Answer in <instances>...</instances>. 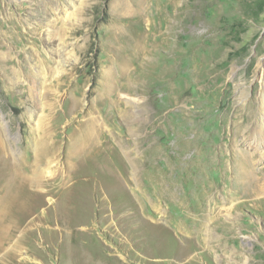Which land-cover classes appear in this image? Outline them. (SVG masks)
<instances>
[{"label": "rangeland", "instance_id": "rangeland-1", "mask_svg": "<svg viewBox=\"0 0 264 264\" xmlns=\"http://www.w3.org/2000/svg\"><path fill=\"white\" fill-rule=\"evenodd\" d=\"M262 126L264 0H0V264H264Z\"/></svg>", "mask_w": 264, "mask_h": 264}, {"label": "bare ground", "instance_id": "bare-ground-1", "mask_svg": "<svg viewBox=\"0 0 264 264\" xmlns=\"http://www.w3.org/2000/svg\"><path fill=\"white\" fill-rule=\"evenodd\" d=\"M123 6V5H122ZM121 5H120V7H122ZM124 8V7H123ZM122 10H124V9H122ZM142 44H141V41H140V37H139V41H138V43H137V48H139L140 46H141ZM136 46V45H135ZM138 49H136V51H137ZM139 56H141V55H139ZM138 56V57H139ZM142 57V56H141ZM144 57V56H143ZM139 59V58H138ZM137 60V59H136ZM139 61V60H138ZM137 63V62H136ZM140 63H141V61H140ZM139 63V64H140ZM138 64V65H139ZM121 64H118L117 66H120ZM141 65V64H140ZM262 65H263V63L262 62H260V64H259V66H258V72H261V70H262ZM125 66V65H124ZM122 67V66H121ZM119 69H121L120 67H119ZM124 69H125V67H124ZM119 71H122V70H119ZM118 73V72H117ZM124 73V72H123ZM123 73H121V74H123ZM119 74V73H118ZM120 74V75H121ZM128 74V73H127ZM114 75H116V74H114ZM125 75H126V73H125ZM113 76V75H112ZM122 76V75H121ZM127 76V75H126ZM111 77V76H110ZM114 77V76H113ZM119 77V76H118ZM116 78V77H115ZM120 78V77H119ZM127 78V77H126ZM116 80V79H115ZM110 82V81H109ZM111 82H112V80H111ZM119 83V82H118ZM113 84H115V83H113ZM117 84V83H116ZM119 85V84H118ZM109 86V85H108ZM120 86V85H119ZM123 86V85H122ZM110 87H111V85H110ZM115 87V86H114ZM111 89V88H110ZM125 89V88H124ZM118 90V89H117ZM107 92V91H106ZM110 93H113V92H110ZM114 94V93H113ZM108 100V99H107ZM126 103H129V102H126ZM197 119V118H196ZM98 121V120H97ZM96 121V119L95 120H93V122L91 123V125L88 127V129H87V131H84L85 133H84V135H85V137H86V134L88 133L89 135H90V133H91V131H92V129H94L95 127H96V129L98 128V131H99V127H102V125L100 126V124L98 123ZM263 121V120H262ZM201 122V121H200ZM196 123H197V120H196ZM199 123V122H198ZM197 123V124H198ZM260 123V122H259ZM190 124V123H189ZM192 124L193 125H195L196 126V124H195V122H192ZM262 124V123H261ZM200 125V124H199ZM191 126V125H190ZM200 126H202V125H200ZM192 128H193V126H191ZM197 127V126H196ZM263 127V126H262ZM261 127V128H262ZM264 128V127H263ZM191 129V128H190ZM195 129V128H194ZM262 130V129H261ZM110 132V131H109ZM185 132V131H184ZM187 132H189L188 131V129H186V133ZM261 132H263L264 133V129L261 131ZM92 133H93V131H92ZM96 133H98L97 131H96ZM103 133V132H102ZM82 134V133H81ZM87 134V138H88V135ZM92 135V134H91ZM95 136V135H94ZM93 136V137H94ZM103 136V135H102ZM104 137V136H103ZM102 137V138H103ZM108 137V136H107ZM107 137H105V141L107 142V143H111V142H108V140H107ZM86 138V139H87ZM89 138H91V136L89 137ZM196 138V137H195ZM85 139V140H86ZM99 139H101V137L99 138ZM197 139V138H196ZM95 140V139H94ZM89 141H90V139H89ZM96 141H98V139H96ZM96 141H95V143H96ZM100 141V140H99ZM102 141V140H101ZM105 142V143H106ZM195 142V141H194ZM197 142V141H196ZM86 143V142H85ZM92 143V142H91ZM98 143V142H97ZM191 143V142H190ZM254 143V145H255V147H259V145L260 144H262L261 142H258V141H254L253 142ZM81 144H82V142H81ZM84 144V143H83ZM187 144H189V143H187ZM92 145H93V143H92ZM102 145V144H101ZM210 145V144H209ZM79 146H80V144H79ZM98 146V145H97ZM105 146V145H104ZM109 147H110V145H108ZM208 145H204V144H202L201 145V150H204V151H207V149H209L208 147H207ZM85 147V146H84ZM94 147H96V145L94 146ZM108 147V148H109ZM76 148L77 149H79L77 146H76ZM75 148V149H76ZM107 148V147H106ZM105 148V150H107L108 151V155L109 154H112V153H110L109 152V150L108 149H106ZM197 148V147H196ZM84 149V148H83ZM99 149V148H98ZM74 150V149H73ZM81 150V149H80ZM91 150V149H90ZM95 150H97V149H95ZM198 150V149H197ZM200 150V149H199ZM4 151V144H3V140H2V138H1V135H0V154L2 153ZM75 151H77V150H74V151H72L73 153L75 152ZM94 151V150H93ZM99 151H100V149H99ZM95 152V151H94ZM100 152H102V151H100ZM99 152V153H100ZM243 152V151H242ZM241 152V153H242ZM203 153H205V152H203ZM208 153V152H207ZM234 153H235V151H234ZM240 153V152H239ZM263 153V152H262ZM83 154H84V152H83ZM78 155H80V154H78ZM92 155V154H91ZM97 155V154H96ZM234 155V154H233ZM262 155V154H261ZM72 156V155H71ZM112 156V155H111ZM195 156H196V154H195ZM198 156V155H197ZM240 156V155H239ZM68 157V156H67ZM90 157V156H89ZM96 157V156H95ZM99 157V156H98ZM193 157V156H192ZM240 157H242V158H239V159H241L242 160V164L241 165H239V167L241 168L240 169V171H241V174H242V176H241V180H244L245 182H239L238 183V185H240V186H243V187H245L246 189H249V191H250V189L254 192V194L256 193V194H264V167H262L261 169H259V170H256V169H254V167H253V164H252V161L250 160V158H252L251 156H248V155H246V156H244V153H242L241 154V156ZM70 158V157H69ZM68 158V159H69ZM85 158V157H84ZM108 158V157H107ZM75 159H76V157H75ZM87 159V158H86ZM88 159H90V158H88ZM94 159H96V158H94ZM102 159V158H101ZM111 159L113 160L114 159V157L112 158L111 157ZM196 159V158H195ZM235 159H237V158H235ZM238 159V160H239ZM78 160V159H77ZM93 160V159H92ZM100 160V159H99ZM192 160V159H191ZM234 160V159H233ZM237 160V161H238ZM264 160V159H263ZM38 161H40L39 159L37 160V158H36V160H34V162H33V165H32V167H31V171L29 172V173H27L26 174V176L24 177V182L26 181L28 184H33L34 186H35V188H37V189H39V188H41L43 185L41 184L42 183V177L39 175V170L37 169L38 168V166H37V162ZM72 161V160H71ZM85 162H86V160H84ZM88 161V160H87ZM95 162H98V160L96 161V160H94ZM94 161H93V163H94ZM109 161V160H108ZM236 161V160H235ZM236 161V162H237ZM70 162V161H69ZM74 162V161H73ZM207 162V161H206ZM240 161H238V163H239ZM195 163V162H194ZM70 164V163H69ZM69 164L68 163H65L64 162V164L61 166V167H57L56 169H55V173H57L54 177H53V175H52V179H51V182H50V184H49V186L51 187V186H55V188H54V190H57V191H59L61 188H63L64 186H66L67 184V182L70 180V176L68 175V173H69V170H70V167H69ZM81 164V163H80ZM192 164V163H191ZM209 164V163H208ZM207 164V165H208ZM236 164V163H235ZM85 166H87L86 164H85ZM93 166V165H92ZM105 166H109V165H107V164H105ZM210 166H212V165H210ZM13 167V166H12ZM82 167V166H81ZM96 166H94V168H95ZM193 167V166H192ZM191 167V168H192ZM213 167V166H212ZM215 167V166H214ZM238 167V168H239ZM88 168V167H87ZM13 169V168H12ZM79 169V168H78ZM77 169V170H78ZM63 170H64V172H63ZM238 171H239V169H237ZM87 171V170H86ZM41 172V171H40ZM77 172V171H76ZM180 172V171H179ZM188 172V171H187ZM191 172V171H190ZM193 172V171H192ZM208 172H209V170H208ZM13 173H16L15 171L13 172ZM74 173V172H73ZM99 173H100V175L98 176V175H96V180H98V181H100V182H102L101 184L103 185L104 184V187L102 188V187H100V188H95V189H93L95 192H100V191H105L106 192V189H107V185L109 184V181L107 180V179H109L110 178V175L112 174V172H111V170H110V167H104V169H100V171H99ZM178 173V172H177ZM240 173V172H239ZM7 174V173H6ZM61 174V175H60ZM188 174V173H187ZM192 174V173H191ZM14 175H16V174H14ZM19 175H20V173H19ZM45 175V174H44ZM60 175V176H59ZM73 175V174H72ZM79 175V174H78ZM189 175V174H188ZM240 174H238V176H239ZM9 176V175H8ZM16 176H18V175H16ZM80 176V175H79ZM78 176V177H79ZM172 176H176V172H174L173 173V175ZM190 176V175H189ZM47 177V176H46ZM60 177H62L63 179H61ZM71 177H74V176H71ZM107 178V179H105V178ZM191 177V176H190ZM7 178V177H6ZM11 178V177H10ZM196 178V177H195ZM204 178V177H203ZM243 178V179H242ZM75 179V178H74ZM92 179V178H91ZM5 180V179H4ZM8 180V179H7ZM72 180H73V178H72ZM77 180V179H76ZM110 180V179H109ZM195 180V179H194ZM198 180V179H197ZM1 181V180H0ZM92 181V180H91ZM187 181V180H186ZM205 181V180H204ZM11 182V181H10ZM25 182V183H26ZM198 182V181H197ZM197 182H195V183H197ZM202 182V181H201ZM9 183V182H8ZM172 183L174 184V183H176V180H172ZM7 184V183H6ZM13 184V183H12ZM46 184V183H45ZM94 184V183H93ZM96 184V183H95ZM200 184H202V183H200ZM199 184V182H198V184H197V186L198 185H200ZM1 185V184H0ZM97 185V184H96ZM95 185V186H96ZM169 185V184H168ZM170 185H171V183H170ZM192 186V185H191ZM1 187H3V186H1ZM12 187H13V185H12ZM11 187V188H12ZM18 187V186H17ZM48 187V186H47ZM169 187V186H168ZM199 187V186H198ZM10 188V189H11ZM34 188V189H35ZM52 188V187H51ZM13 189V188H12ZM36 189V190H37ZM48 189V188H47ZM190 189V188H189ZM192 189H193V186H192ZM203 189V188H202ZM205 189V188H204ZM14 190V189H13ZM17 190H18V188H17ZM40 190V189H39ZM245 190V189H244ZM7 191V190H6ZM16 191V190H15ZM45 191V190H44ZM51 191V190H50ZM109 191V190H108ZM4 192V191H3ZM193 192V191H192ZM5 193V192H4ZM6 193H8V192H6ZM10 193V194H9ZM9 196L6 198L7 199V202L9 201L10 202V200H11V203L13 202V204L11 205L10 203V205L11 206H9V207H7V206H5V209H6V207L7 208H9V209H11L12 207H14L15 206V202L14 201H16L15 200V197L16 198H18L17 197V195H12L11 194V192L9 191ZM47 193V192H46ZM204 193V192H203ZM15 194H16V192H15ZM193 194V193H192ZM6 195V194H5ZM5 195H3V197H5ZM110 196V195H109ZM192 196V195H191ZM2 197V196H1ZM0 197V198H1ZM1 200H3L2 198H1ZM0 200V201H1ZM6 201V200H5ZM21 202V201H20ZM19 202V203H20ZM1 203H3V202H1ZM5 203V202H4ZM2 204H0V206H1ZM4 206V205H3ZM17 206V205H16ZM20 206H21V204H20ZM11 207V208H10ZM8 209V210H9ZM1 210V209H0ZM5 212V210H4V207H2V212H0L1 214L2 213H4ZM7 211V210H6ZM12 211V210H11ZM200 212V211H199ZM7 213H9L8 211H7ZM0 214V215H1ZM6 214V213H5ZM197 214H198V212H197ZM4 214H2V216H3ZM2 219H3V217H2ZM1 219V220H2ZM1 223V222H0ZM3 224V223H2ZM6 227V226H5ZM7 229H5V231H6ZM3 232V231H2ZM185 254V253H184ZM218 263L220 264V260H218Z\"/></svg>", "mask_w": 264, "mask_h": 264}, {"label": "crops", "instance_id": "crops-1", "mask_svg": "<svg viewBox=\"0 0 264 264\" xmlns=\"http://www.w3.org/2000/svg\"><path fill=\"white\" fill-rule=\"evenodd\" d=\"M99 264H103L102 262H100Z\"/></svg>", "mask_w": 264, "mask_h": 264}]
</instances>
